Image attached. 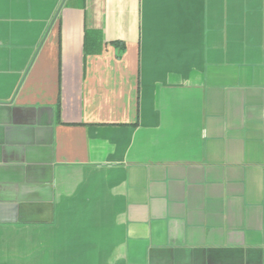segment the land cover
<instances>
[{"label":"crops","instance_id":"1","mask_svg":"<svg viewBox=\"0 0 264 264\" xmlns=\"http://www.w3.org/2000/svg\"><path fill=\"white\" fill-rule=\"evenodd\" d=\"M0 264H264V0H0Z\"/></svg>","mask_w":264,"mask_h":264},{"label":"trees","instance_id":"2","mask_svg":"<svg viewBox=\"0 0 264 264\" xmlns=\"http://www.w3.org/2000/svg\"><path fill=\"white\" fill-rule=\"evenodd\" d=\"M101 42L99 36H97L94 32H87L84 37V54L89 53H98L100 49H96V44L99 45ZM117 43V42H116Z\"/></svg>","mask_w":264,"mask_h":264}]
</instances>
